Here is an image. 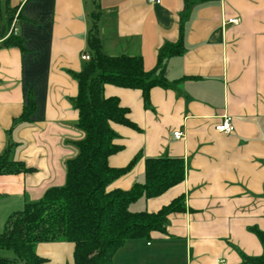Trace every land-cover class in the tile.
I'll list each match as a JSON object with an SVG mask.
<instances>
[{
  "label": "crops",
  "instance_id": "crops-1",
  "mask_svg": "<svg viewBox=\"0 0 264 264\" xmlns=\"http://www.w3.org/2000/svg\"><path fill=\"white\" fill-rule=\"evenodd\" d=\"M95 13L103 52L142 57L149 72L159 50L179 41L181 25L185 33L183 54L167 63L175 85L153 89L151 108L140 90L105 86L140 128L113 125L124 149L110 165L140 159L110 190L144 183L148 158L185 162L181 185L130 206L158 212L185 196V210L169 216L167 235L128 241L115 264H251L244 256L264 255L254 232H264V0H0V30L13 28L26 49L0 46V157L12 146L13 161L31 169L0 175V233L11 214L66 184V162L85 136L74 74L85 66ZM30 95L37 111L21 122ZM225 116L232 134L216 129ZM74 251L69 242L37 246L44 264H74Z\"/></svg>",
  "mask_w": 264,
  "mask_h": 264
},
{
  "label": "trees",
  "instance_id": "trees-1",
  "mask_svg": "<svg viewBox=\"0 0 264 264\" xmlns=\"http://www.w3.org/2000/svg\"><path fill=\"white\" fill-rule=\"evenodd\" d=\"M99 13L93 16L88 36L91 60L74 74L79 92L74 100L79 112L78 128L84 138L74 142L78 155L66 162L67 180L62 187L49 189L39 201H31L22 211L11 214L4 232L0 233V250L13 253L12 258L0 257V264H44L37 254L41 243L69 242L75 245L74 264H115L117 252L131 240H152L167 235L169 216L185 210V196L176 198L158 212H133L132 203L141 198L156 199L185 181V162L179 158H148L145 182L130 190L109 187L129 174L140 156L127 166L115 168L110 158L124 146L113 125L139 131L130 118L131 110L119 97H107L105 86L140 90L144 105L151 108V92L155 88L171 89L167 80V63L184 52V27L177 43H166L158 53L157 67L145 69L142 57L121 55L111 57L103 52L98 34ZM10 27L0 30V46L25 51L24 42ZM37 111L30 95L21 122H28ZM8 146L0 157V175L30 172L22 162L13 161ZM254 232L264 247V232ZM245 263L264 264L261 257L244 256Z\"/></svg>",
  "mask_w": 264,
  "mask_h": 264
},
{
  "label": "built area",
  "instance_id": "built-area-1",
  "mask_svg": "<svg viewBox=\"0 0 264 264\" xmlns=\"http://www.w3.org/2000/svg\"><path fill=\"white\" fill-rule=\"evenodd\" d=\"M150 3H156L159 4L161 3V0H147ZM231 22H237V20H231ZM13 28L10 30L9 34L13 32ZM83 61L89 62L91 60V56L89 54H84L82 56ZM217 131L225 133V134H232L235 131V126L233 123V118L231 116H225L222 123L219 124L216 127ZM175 138L176 139H182L184 134L183 132H175Z\"/></svg>",
  "mask_w": 264,
  "mask_h": 264
},
{
  "label": "rangeland",
  "instance_id": "rangeland-1",
  "mask_svg": "<svg viewBox=\"0 0 264 264\" xmlns=\"http://www.w3.org/2000/svg\"><path fill=\"white\" fill-rule=\"evenodd\" d=\"M132 208H137V207H132ZM5 229H3L4 231ZM9 256H13V253L10 251H5V250H0V257H9Z\"/></svg>",
  "mask_w": 264,
  "mask_h": 264
}]
</instances>
